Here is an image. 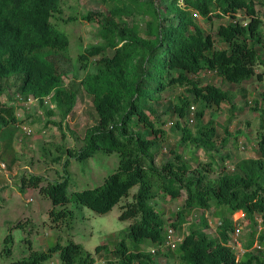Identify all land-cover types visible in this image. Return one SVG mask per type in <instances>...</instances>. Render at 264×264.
Wrapping results in <instances>:
<instances>
[{
  "label": "trees",
  "instance_id": "obj_1",
  "mask_svg": "<svg viewBox=\"0 0 264 264\" xmlns=\"http://www.w3.org/2000/svg\"><path fill=\"white\" fill-rule=\"evenodd\" d=\"M62 1L0 0V132L19 121L15 105L2 98L12 77L19 81L18 92L25 97L33 95L42 105L49 97L54 106L47 113L59 115L61 122L76 106L79 86L67 85L64 73L52 60V56L69 54L67 33L52 21L61 11ZM260 1L264 3V0H102L109 14L90 10L83 15L85 20L99 24L101 43L90 46L79 56L86 67L92 59L93 68L81 79L80 86L93 97L99 121L86 130L82 147H66L69 156L66 165L70 164V158H89L98 150L118 152L120 161L103 183L74 191L71 196L67 193L68 180L42 185L40 175L25 179L23 184L39 187L52 200L50 215L55 223L73 220L75 211L69 207L71 202L107 213L138 185L133 200L121 207L120 217L133 219L124 230L125 237L113 248L99 245L98 253L112 252L117 264H168L154 256L163 251L168 225L178 230L194 209L215 206L222 209L217 212L223 219L218 225V236L209 235L206 229L210 224L203 216L200 224L190 226L176 247L179 261L174 264H264V248L262 253L251 250L238 257L232 245L236 224L228 214L243 212L252 227L258 225L256 216L260 215L264 225V121L258 130V155L238 160L233 170H221L212 182L208 172L214 170L218 131L215 120H205L206 110L220 111L223 103L234 107L235 104L229 90L191 76L209 70L237 85L253 77L263 79L264 74L258 69L264 63L258 48L259 44L264 45L263 18L256 8ZM241 9L251 15L246 25L231 19ZM137 17H142L143 22ZM199 17L213 23L214 18L221 21L228 18L214 27L219 41L227 44L225 48L216 46V38ZM178 86L185 87L189 94L178 96L171 106L174 113L189 121V110L196 106L193 128L182 125L178 119L176 127L182 130L181 142L203 148L212 157L200 167L178 149L171 150L173 156L164 163L156 162L158 149L166 139V130L155 118L156 107L164 100L165 92ZM1 192L2 188L0 197ZM183 192L187 195L184 206L177 212V218L168 222L165 209L154 205L153 200L176 199ZM255 228L244 245L246 249H251L257 239L264 246V228L260 233ZM127 237L137 245L147 243L157 251L132 250ZM12 239L10 233L6 240ZM55 253L59 254L60 264L96 261L93 253L72 239L66 244L58 241L47 250L32 248L28 256L9 264H46ZM108 264L115 263L109 259Z\"/></svg>",
  "mask_w": 264,
  "mask_h": 264
},
{
  "label": "rangeland",
  "instance_id": "obj_2",
  "mask_svg": "<svg viewBox=\"0 0 264 264\" xmlns=\"http://www.w3.org/2000/svg\"><path fill=\"white\" fill-rule=\"evenodd\" d=\"M256 8L263 18L262 29L264 31V3L257 2ZM102 11L109 14V9L102 0H63L61 11L56 13L52 21L58 29L67 33L70 45L69 54L52 56L56 66L64 73L65 83L79 86V95L73 111L61 122L59 115H48V104L42 105L39 100L29 102L27 105L18 100L17 84L15 77L9 80L3 101L14 104L19 121L9 124L0 132V264H9L12 261L22 259L31 253V249L47 250L58 241L63 244L70 240L81 243L96 258L94 264H108V260L118 263L113 258L112 252L103 250L97 252L101 244H108L113 248L123 239L124 230L132 223L133 219H122V205L133 200V194L138 190L134 186L128 197L121 199L109 212L98 213L95 210L71 202L69 207L74 209L73 220L55 223L50 215L53 208L52 200L41 193L39 187L23 184L24 180L32 175L43 177L42 185L49 181L68 180L67 193L69 196L74 191L93 188L104 182L105 178L113 173L119 166L120 156L118 152H106L98 150L93 156L85 159L70 158V164L66 165L68 152L66 147L79 149L84 144L86 130L99 121L93 97L81 86L80 81L89 69L93 68L92 59L86 67L80 60V54L92 45L101 43L98 37V23L90 22L83 18L88 11ZM241 9L236 16L231 17L233 21L246 23L251 15ZM70 17H73V19ZM143 22L142 17H137ZM201 24L211 31L216 38V46L225 48L226 43L219 41L218 34L214 28L220 18H214V22L199 17ZM228 18L222 19L226 22ZM221 21V22H222ZM260 52L264 56V45L259 44ZM112 52V51H110ZM264 74V63L258 66ZM199 78L202 83H214L225 90H229L235 107L231 103H223L220 111L208 108L205 120L217 122V140L219 149L213 152L215 157L214 170L208 172V178L215 182L221 170H233L236 162L244 158H252L258 155L257 136L261 122L264 121V76L263 79L253 77L245 80L242 85L227 82L217 72L203 70L200 75H191ZM189 94L182 86L173 88L163 94L164 100L156 107L155 118L159 125L166 130V139L162 141L156 162L158 165L164 163L173 156L171 150L178 149L188 159L193 160L195 166H203L212 157L203 148L195 145H186L182 140V130L176 127L178 119L181 124H189L185 118L179 117L172 110V105L178 101V96ZM28 101V98H26ZM196 106L189 110V116H195ZM54 120L58 121L55 123ZM189 122V123H188ZM26 127V128H24ZM144 129V128H143ZM227 139L226 143L223 140ZM8 143L4 148L3 143ZM4 163V166L1 165ZM186 193L171 199H155L153 204L165 209V217L168 222L177 218V212L183 208ZM59 208H61L59 206ZM222 209L212 206L210 209L196 208L188 216L177 230L178 234L185 236L192 224H200L202 217L209 221L206 229L211 237L218 236V225L222 222ZM235 224L241 225V245L248 243L252 229L255 227L262 231L264 226L252 227L243 212L228 213ZM256 218L260 222V215ZM171 225H168V228ZM255 228V229H256ZM12 234L13 239L6 238ZM257 238H259L257 236ZM128 246L132 250L148 251L153 246L147 243L137 245L129 237L126 238ZM258 240V239H257ZM255 241L251 249L238 250L242 258L247 251L262 253L264 246L259 247ZM163 263L174 264L179 261L175 248L159 251L154 255ZM46 264H60V257L55 253Z\"/></svg>",
  "mask_w": 264,
  "mask_h": 264
},
{
  "label": "built area",
  "instance_id": "obj_3",
  "mask_svg": "<svg viewBox=\"0 0 264 264\" xmlns=\"http://www.w3.org/2000/svg\"><path fill=\"white\" fill-rule=\"evenodd\" d=\"M248 22L244 23L245 25L247 24ZM18 100L19 102L22 101L24 104H26L27 108L29 107L27 104L29 102H33V101H36L38 100L37 97L33 96V95H30L28 97H25L24 95H22L21 93L18 94ZM26 98H28V101H26ZM45 104H48L49 106L53 107L54 105L51 103L50 101V98L49 97H46L45 98ZM189 121H190V124H194L195 120H194V116H189ZM26 128V127H24ZM1 165L4 166V163H2ZM260 219V222L258 220V226L259 227H262V220L261 218ZM264 226V225H263ZM178 231L173 227H169L167 228V234H166V238H165V241L164 243L162 244V249L164 250H168V249H172V248H175L179 245L180 242H182V240L184 239V236L183 235H180L177 233ZM259 233L261 231H258ZM240 234H241V225H237L236 224V228L234 230V233H233V239H232V245L234 246V248L240 251H243V247L241 245V241H240ZM258 241V240H257ZM259 242V241H258ZM260 243V242H259ZM262 247V244H259V247H256V248H261ZM245 248V247H244ZM246 249V248H245ZM157 250L156 248H153L152 249V252L155 253ZM239 257V255H238Z\"/></svg>",
  "mask_w": 264,
  "mask_h": 264
},
{
  "label": "crops",
  "instance_id": "obj_4",
  "mask_svg": "<svg viewBox=\"0 0 264 264\" xmlns=\"http://www.w3.org/2000/svg\"><path fill=\"white\" fill-rule=\"evenodd\" d=\"M3 144H4V146H5L4 148H6V147H7V145H8V143H6V142H5V143H3Z\"/></svg>",
  "mask_w": 264,
  "mask_h": 264
}]
</instances>
